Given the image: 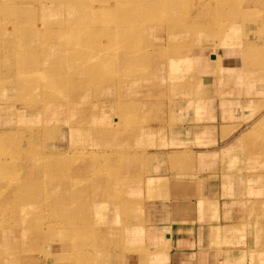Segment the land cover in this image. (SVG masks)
Returning a JSON list of instances; mask_svg holds the SVG:
<instances>
[{"label":"rangeland","instance_id":"374dc122","mask_svg":"<svg viewBox=\"0 0 264 264\" xmlns=\"http://www.w3.org/2000/svg\"><path fill=\"white\" fill-rule=\"evenodd\" d=\"M64 39L74 44L58 49ZM226 43L227 60L243 56L239 73L219 58ZM0 49V264H145L151 247L127 229L162 191L149 177L165 171L155 153L179 150L183 127L205 121L202 101L227 95L226 78L264 75V0H0ZM247 109L257 120L242 128L256 129L236 156L258 177L264 252V108ZM191 156L171 154L170 170L189 172ZM49 231L62 241L44 240Z\"/></svg>","mask_w":264,"mask_h":264},{"label":"crops","instance_id":"0c3cea01","mask_svg":"<svg viewBox=\"0 0 264 264\" xmlns=\"http://www.w3.org/2000/svg\"><path fill=\"white\" fill-rule=\"evenodd\" d=\"M229 45L224 47L226 53L219 58L236 74L239 73L236 63L243 56L233 55L234 58L227 60L231 57L227 55ZM209 56L212 57L211 53ZM229 59L234 60V68L230 67ZM237 81L242 83L237 85ZM227 83L232 84L231 90H224L223 94L240 95L203 100L200 114L205 112V121L186 124L183 127V131L187 129L186 133L178 128L184 143L176 146L179 150L155 153L154 170L158 164L162 167L164 162L165 171L149 177L158 180L157 184L162 185L164 191L154 193L149 202L144 200L138 224L127 229L138 230L145 238L139 245L151 247L145 264H264V252L257 248H261L257 235L260 225L252 208L258 197V188L254 184L258 177L255 173H244L241 158L236 156L242 140L255 130L242 128L247 120L256 119L247 108L253 105L258 113L264 108L261 96L264 75L244 78V81L243 77H229ZM189 111L186 110L187 114ZM262 116L264 113L259 119ZM171 154L192 155L187 164L189 172H182L177 167L172 172L168 159ZM162 179L167 184H163ZM152 234L157 237L152 238ZM128 258L123 264L142 262L135 260L139 256L129 255Z\"/></svg>","mask_w":264,"mask_h":264},{"label":"bare ground","instance_id":"6f19581e","mask_svg":"<svg viewBox=\"0 0 264 264\" xmlns=\"http://www.w3.org/2000/svg\"><path fill=\"white\" fill-rule=\"evenodd\" d=\"M14 0H12V2H13ZM23 1V0H22ZM138 1V0H137ZM176 1V0H175ZM192 1V0H191ZM249 1V0H248ZM43 2V1H42ZM171 2V1H170ZM24 3V2H23ZM123 3V2H122ZM185 3V2H184ZM187 3V2H186ZM195 3V2H194ZM22 4V3H21ZM120 4V3H119ZM172 4V3H171ZM174 5H175V3H173ZM173 4H172V7H173ZM13 5V4H12ZM34 5V4H33ZM205 5V4H204ZM148 6V5H147ZM169 6V5H168ZM186 6V5H185ZM182 7V6H181ZM235 7V6H234ZM35 8V7H34ZM36 9V8H35ZM67 9H68V7H67ZM148 10H150V9H148ZM169 10V9H168ZM173 10V9H172ZM177 10V9H176ZM246 10V9H245ZM247 13V12H246ZM74 14V13H73ZM162 14V13H161ZM136 15V14H135ZM170 15V14H169ZM73 16V15H72ZM246 16V15H245ZM67 17V16H66ZM257 17V16H256ZM163 18V17H162ZM51 20H52V18H50ZM220 19V18H219ZM246 19V18H245ZM53 21V20H52ZM84 21H86V20H84ZM84 21L82 20V19H80L78 22H76L75 23V25H77V24H79V25H81V24H83L84 23ZM68 23H69V21H68ZM252 23V22H251ZM211 24V23H210ZM123 25V24H122ZM239 25V24H238ZM254 25V24H253ZM88 26V25H87ZM121 26V25H120ZM77 27V26H76ZM89 27V26H88ZM25 28V27H24ZM78 28V27H77ZM80 28V27H79ZM228 30H225L226 31V34H225V36L223 37L224 38V40H228L229 39V37H230V33H231V30L233 29V26L230 24L228 27H226ZM232 28V29H231ZM89 29V28H88ZM240 29V28H239ZM257 29V28H256ZM261 29V28H260ZM22 30V29H21ZM34 30V29H33ZM32 30V31H33ZM66 30V29H65ZM72 30V29H71ZM77 30V29H76ZM80 30V29H79ZM95 30V29H94ZM259 30V29H258ZM28 31H30V30H28ZM36 31V30H35ZM45 31V30H44ZM70 31V30H69ZM73 31H74V29H73ZM78 31V30H77ZM128 31H130V30H128ZM233 31L234 32H236V28H234L233 29ZM66 32V31H65ZM92 32V31H91ZM125 32H126V30L124 29V31H123V35L125 34ZM150 32V31H149ZM171 31H169L168 30V32L167 33H169L170 35H171V33H170ZM9 33V32H8ZM10 33H12V32H10ZM68 34V33H67ZM121 34V33H120ZM133 34H135L134 32H132V31H130V32H128V33H126L125 34V36L126 37H130V38H132V35ZM166 34V33H165ZM243 34H245V33H243ZM256 34H257V32H256ZM21 35V34H20ZM8 36V35H7ZM91 36V35H90ZM244 36V35H243ZM253 36H254V34H253ZM63 37V36H62ZM67 38V37H66ZM70 38V37H69ZM136 38V37H135ZM254 38V37H253ZM35 39V38H34ZM61 39V38H60ZM65 40V39H64ZM63 40V41H64ZM74 40V39H73ZM62 41V42H63ZM61 42V43H62ZM71 43L72 44H74L73 43V41H72V39L71 40H65L64 41V44L63 45H60L59 46V44H56V46H57V48L58 49H61L63 46H65V45H71ZM90 44H92V43H90ZM227 45H228V43H226ZM76 45H78V43L76 44ZM81 44H79V46H80ZM26 46V45H25ZM54 46H55V44H54ZM74 45H72L71 47H73ZM28 47V46H27ZM77 47V46H76ZM85 47V46H84ZM152 47H155L156 48V45H152ZM249 47V46H248ZM78 48V47H77ZM80 48V47H79ZM82 48V47H81ZM31 49V48H30ZM33 49V48H32ZM65 49V48H64ZM83 49V48H82ZM14 50V49H13ZM0 51H1V49H0ZM23 51V50H22ZM62 51V50H61ZM69 51V50H68ZM82 51V50H81ZM86 51H88V50H86ZM5 52V51H4ZM65 52H66V50H65ZM79 52V51H78ZM6 54H7V52H6ZM5 54V55H6ZM9 54V53H8ZM26 54V53H25ZM4 55V56H5ZM48 55V54H47ZM24 56V55H23ZM29 56V55H28ZM45 56V55H44ZM12 57H13V54H12ZM102 57V56H101ZM5 58V57H4ZM93 58V57H92ZM91 58V59H92ZM99 58V57H98ZM33 59V58H32ZM44 59V58H43ZM96 59V58H95ZM63 60V59H62ZM1 61V60H0ZM13 61V60H12ZM7 62V61H6ZM26 62V61H25ZM50 62V61H49ZM122 62L125 64V62H124V60H122ZM46 64V63H45ZM76 64V63H75ZM4 65V64H3ZM29 66V65H28ZM69 66V65H68ZM2 67V66H1ZM43 67V66H42ZM53 68V67H52ZM7 69V68H6ZM49 70V69H48ZM3 71V70H2ZM80 71V70H79ZM15 72H16V70H15ZM19 72V71H18ZM27 72V71H26ZM232 72H234V71H231V73ZM12 74V73H11ZM28 74V73H27ZM81 75V74H80ZM29 76V75H28ZM27 76V77H28ZM37 76V75H36ZM82 76V75H81ZM241 76V74H239V77ZM244 76V75H243ZM248 76V75H247ZM23 77V76H22ZM32 77V76H31ZM30 77V78H31ZM230 78H233L234 79V77H235V75L234 76H229ZM229 77L228 78H226V80L227 81H229ZM26 78V77H25ZM64 78V77H63ZM87 78V77H86ZM68 79V78H67ZM90 79H91V77H90ZM21 80V79H20ZM27 80V79H26ZM30 80V79H29ZM90 82V81H89ZM33 83V82H32ZM242 83V82H241ZM31 85V84H30ZM36 85V84H35ZM53 89V88H52ZM23 92V91H22ZM32 92V91H31ZM63 93V92H62ZM36 98V97H35ZM53 104V103H52ZM85 105H87V104H85ZM90 107V106H89ZM94 108V107H93ZM29 110V109H28ZM44 110V109H43ZM20 111V110H19ZM24 112H27V110L26 111H24ZM43 112V111H42ZM30 113V112H29ZM82 113V112H81ZM19 115V114H18ZM91 117V116H90ZM133 117V116H132ZM136 117V116H135ZM262 122L264 123V116H263V118H262V121H261V124H262ZM260 124V125H261ZM259 125V126H260ZM139 126V125H138ZM150 126V125H149ZM258 126V127H259ZM257 127V128H258ZM131 128V127H130ZM136 128V127H135ZM253 129H256L255 127L253 128ZM147 132V131H146ZM129 133V132H128ZM131 134V133H130ZM43 152V151H42ZM32 153V152H31ZM58 155H60V154H58ZM4 156V155H3ZM25 156V155H24ZM28 156V155H27ZM26 156V157H27ZM38 157V156H37ZM69 157V156H68ZM67 157V158H68ZM12 159V158H11ZM60 159V158H59ZM8 160V159H7ZM21 160V159H20ZM58 160V159H57ZM56 160V161H57ZM113 160V159H112ZM4 161V160H3ZM12 161H13V159H12ZM34 161V160H33ZM43 161H44V159H43ZM50 161V160H49ZM6 162V161H5ZM9 162V161H8ZM77 162V161H76ZM7 163V162H6ZM75 163V162H74ZM113 163V162H112ZM30 164V163H29ZM9 165V164H8ZM21 165V164H20ZM18 166V165H17ZM70 166V165H69ZM10 167V166H9ZM12 167V166H11ZM15 166H13L12 168H14ZM7 168V167H6ZM34 168V167H33ZM60 168V167H59ZM9 169V168H8ZM54 169V168H53ZM67 169V168H66ZM48 170V169H47ZM46 170V171H47ZM65 170V169H64ZM15 171V170H14ZM27 171V170H26ZM30 171V170H29ZM16 172V171H15ZM61 172V171H60ZM60 172H58V173H60ZM63 172V171H62ZM67 172V171H66ZM42 173V172H41ZM68 173V172H67ZM109 173V172H108ZM47 174V173H46ZM51 174V173H50ZM54 174V173H53ZM66 175V174H65ZM100 175V174H99ZM111 175V174H110ZM17 176H18V174H17ZM51 176H52V174H51ZM42 177V176H41ZM46 177V176H45ZM79 177V176H78ZM77 177V178H78ZM8 178V177H7ZM56 178V177H55ZM104 178V177H103ZM5 179V178H4ZM15 179V178H14ZM74 179V178H73ZM76 179V178H75ZM12 180V179H11ZM17 180V179H16ZM16 180H14V182L16 181ZM41 180V179H40ZM46 180V179H45ZM106 180V179H105ZM9 183H10V181H8ZM24 182V181H23ZM46 182V181H45ZM84 182V181H83ZM120 182V181H119ZM20 183V182H19ZM73 183H74V181H73ZM79 183V182H78ZM90 183V182H89ZM70 184V183H69ZM75 184H76V182H75ZM85 184V183H84ZM10 185H13V184H10ZM10 185H9V187H10ZM21 185V184H20ZM77 185V184H76ZM8 186V185H7ZM78 186V185H77ZM81 186V185H80ZM84 186V185H83ZM116 186V185H115ZM85 187V186H84ZM4 188V187H3ZM115 188V187H114ZM74 189H76V187L74 188ZM86 189V188H85ZM119 189V188H118ZM16 190V189H15ZM20 190V189H19ZM73 190V189H72ZM6 191V190H5ZM15 191H13V193H14ZM75 192V191H74ZM104 192V191H103ZM117 192H119L118 190H117ZM2 193V192H1ZM4 193V192H3ZM71 194H73V193H71ZM76 194H78V193H76ZM86 194V193H85ZM84 194V195H85ZM11 195V194H10ZM58 195V194H57ZM70 195V194H69ZM71 196H73V195H71ZM71 196H70V198H71ZM83 196V195H82ZM1 197V196H0ZM68 197V196H67ZM66 197V198H67ZM105 197V196H104ZM16 199V198H15ZM58 199V198H57ZM12 200V199H11ZM10 200V201H11ZM48 200V199H47ZM56 200V199H55ZM67 200V199H66ZM65 200V201H66ZM52 201V200H51ZM73 201V200H72ZM76 201V200H75ZM82 201H84V199L82 200ZM48 202H50V201H48ZM47 202V203H48ZM45 203V202H44ZM55 203H56V201H55ZM58 203V202H57ZM54 204V203H53ZM109 204V203H108ZM45 206H46V204H45ZM108 206V205H107ZM106 206V207H107ZM44 208V207H43ZM53 208V207H52ZM108 208V207H107ZM40 209V208H39ZM46 210V209H45ZM2 211H4V209L2 210ZM46 212V211H45ZM69 212V211H68ZM46 214V213H45ZM60 214V213H59ZM2 216V215H1ZM7 216V215H6ZM40 216H41V214H40ZM43 216V215H42ZM68 216V215H67ZM83 216V215H82ZM15 217H16V214H15ZM23 217V216H22ZM44 217V216H43ZM4 218H7V217H4ZM19 218V217H18ZM7 219H9V218H7ZM7 219H4V220H6L7 221ZM44 219V218H43ZM52 220V219H51ZM59 220H60V218H59ZM24 221V220H23ZM57 221V220H56ZM64 221V220H63ZM51 222V221H50ZM6 223V222H5ZM10 223V222H9ZM14 223V222H13ZM43 223V222H42ZM33 224V223H32ZM41 224V223H40ZM44 224V223H43ZM85 224V223H84ZM10 225V224H9ZM15 225V224H14ZM55 225H57V224H55ZM62 225V224H61ZM65 226V225H64ZM1 227V226H0ZM6 227V226H5ZM36 227H38V226H36ZM53 227V226H52ZM6 229V228H5ZM262 229V228H261ZM36 232V231H35ZM263 233V232H262ZM261 233V234H262ZM21 234V233H20ZM258 234V233H257ZM260 234V233H259ZM24 235V234H23ZM34 235V234H33ZM38 235V234H37ZM73 235V234H72ZM39 236V235H38ZM85 236V235H84ZM8 237V236H7ZM6 238V237H5ZM21 238V237H20ZM24 238V237H23ZM264 238V237H263ZM3 239V238H2ZM43 239L44 240H48V241H52V240H54V241H62V239H63V237L61 236V235H59V233L57 232V233H54V232H52V231H49V232H46L45 234H43ZM9 240V239H8ZM11 240V239H10ZM76 242V241H75ZM3 243V242H2ZM10 245V244H9ZM8 245V246H9ZM66 245V244H65ZM109 245V244H108ZM17 246V245H16ZM21 246V245H20ZM89 247H90V245H88ZM84 247V246H83ZM108 247V246H107ZM3 248V247H2ZM14 248V247H13ZM53 248V247H52ZM85 248V247H84ZM88 249H91V248H88ZM108 249H109V247H108ZM19 250V249H18ZM23 251V250H22ZM76 251H78V250H76ZM88 251V250H87ZM84 252V251H83ZM49 253V251H46V254H48ZM82 253V252H81ZM93 253V252H92ZM19 254V253H18ZM116 254V253H115ZM87 255V254H86ZM75 256V255H74ZM5 256H3V258H4ZM7 257V256H6ZM76 257H77V254H76ZM86 257V256H85ZM5 259V258H4ZM8 260H9V258H8ZM5 261V260H4ZM3 261V262H4ZM52 264H54V263H52Z\"/></svg>","mask_w":264,"mask_h":264}]
</instances>
